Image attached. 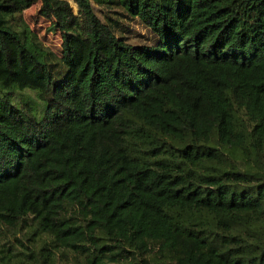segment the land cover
<instances>
[{"label":"trees","instance_id":"obj_1","mask_svg":"<svg viewBox=\"0 0 264 264\" xmlns=\"http://www.w3.org/2000/svg\"><path fill=\"white\" fill-rule=\"evenodd\" d=\"M0 264H264V0H0Z\"/></svg>","mask_w":264,"mask_h":264},{"label":"rangeland","instance_id":"obj_2","mask_svg":"<svg viewBox=\"0 0 264 264\" xmlns=\"http://www.w3.org/2000/svg\"><path fill=\"white\" fill-rule=\"evenodd\" d=\"M36 7H37V5L32 6L31 9H29L25 12V15L27 17L34 15V13L36 12ZM36 25H37V27L41 26V28L39 30L40 31L39 33L41 35L46 34V37H47L46 44L51 46V47L56 46L58 43L57 36L52 34L53 32H48V33L46 32L47 25L44 22L37 23ZM118 35L121 36L122 38H124V40H126L130 43H133V44L149 45L151 43L150 32L146 28H144V27L142 28V26L141 27L137 26L135 28L131 27L130 31L119 32Z\"/></svg>","mask_w":264,"mask_h":264}]
</instances>
